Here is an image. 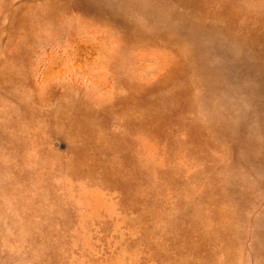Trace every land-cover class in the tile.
<instances>
[{"label":"rangeland","instance_id":"rangeland-1","mask_svg":"<svg viewBox=\"0 0 264 264\" xmlns=\"http://www.w3.org/2000/svg\"><path fill=\"white\" fill-rule=\"evenodd\" d=\"M0 264H264V0H0Z\"/></svg>","mask_w":264,"mask_h":264}]
</instances>
